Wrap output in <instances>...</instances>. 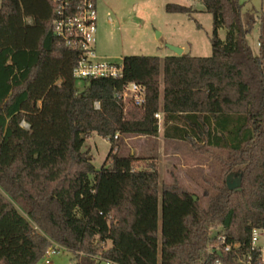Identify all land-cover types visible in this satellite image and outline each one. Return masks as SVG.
<instances>
[{
    "label": "trees",
    "instance_id": "trees-1",
    "mask_svg": "<svg viewBox=\"0 0 264 264\" xmlns=\"http://www.w3.org/2000/svg\"><path fill=\"white\" fill-rule=\"evenodd\" d=\"M201 1L213 19L210 56H124L122 77L79 90L80 51L53 32L55 1L2 0L0 264H37L56 243L77 264H263L251 238L264 229V15L255 54L244 3ZM131 81L146 88L140 106L123 96ZM157 112L166 138L202 155L230 150L206 206L178 181L161 183L156 156L117 152L121 134L157 136ZM93 133L111 142L100 169L84 149ZM235 168L239 190L225 181Z\"/></svg>",
    "mask_w": 264,
    "mask_h": 264
},
{
    "label": "rangeland",
    "instance_id": "rangeland-1",
    "mask_svg": "<svg viewBox=\"0 0 264 264\" xmlns=\"http://www.w3.org/2000/svg\"><path fill=\"white\" fill-rule=\"evenodd\" d=\"M243 12H253L256 24L247 35L248 43L255 54L259 53L260 23L264 15V0H240ZM2 0H0L1 6ZM168 3L191 6L194 12L170 13ZM98 32L96 51L102 60L120 62L128 55H158L163 57L173 50L170 45L184 46V53L192 56L212 54V14L205 11L201 0H98ZM200 24V27H198ZM226 30H219L224 39ZM79 90L89 85L85 79H76ZM162 113H160L161 120ZM129 138V139H126ZM117 152L140 156H156L161 183L178 181L189 190L202 206L216 192L222 182V161L230 158L228 149H213L211 155L197 152L188 141H172L160 135L121 134L116 139ZM84 149H90L93 164L100 169L111 149V142L97 133L86 140ZM232 172L239 173L235 168ZM226 181V177H225ZM59 246L58 251L45 254L37 264H77L75 255ZM216 245V243L214 244ZM259 245L263 250L264 237ZM48 260V262H47ZM101 264H114L102 262Z\"/></svg>",
    "mask_w": 264,
    "mask_h": 264
},
{
    "label": "built area",
    "instance_id": "built-area-1",
    "mask_svg": "<svg viewBox=\"0 0 264 264\" xmlns=\"http://www.w3.org/2000/svg\"><path fill=\"white\" fill-rule=\"evenodd\" d=\"M56 3L55 16L52 19V29L66 46L80 51V60L74 69V76L79 79H92L102 77L118 78L123 76V58L120 62L102 60L96 51L97 32H98V0H54ZM123 96L128 98L134 105L140 106L146 100V88L138 82H128L124 86ZM99 107V103H96ZM156 118H160V113H155ZM264 237V229L254 228L252 231L251 244L259 247V241ZM225 236L218 237L219 244L225 243ZM237 246V244H234ZM231 244H225L224 250L228 251ZM59 246L48 249L50 252L58 251ZM263 264L264 259L262 256ZM48 262V260H47ZM247 264L251 263L248 256ZM101 264V263H100ZM215 264H222L216 260Z\"/></svg>",
    "mask_w": 264,
    "mask_h": 264
},
{
    "label": "water",
    "instance_id": "water-1",
    "mask_svg": "<svg viewBox=\"0 0 264 264\" xmlns=\"http://www.w3.org/2000/svg\"><path fill=\"white\" fill-rule=\"evenodd\" d=\"M169 48H171L173 50V52L175 53V55H181L183 53V48L179 47V46H174V45H168ZM226 184L227 187L231 190H239L241 188V184H242V174L241 173H235V172H230L227 176H226ZM194 200H197L196 196H193ZM221 252L218 251V254H220Z\"/></svg>",
    "mask_w": 264,
    "mask_h": 264
},
{
    "label": "crops",
    "instance_id": "crops-1",
    "mask_svg": "<svg viewBox=\"0 0 264 264\" xmlns=\"http://www.w3.org/2000/svg\"><path fill=\"white\" fill-rule=\"evenodd\" d=\"M28 21H30V19H28ZM182 48H183V53H184V50H185L184 46H182ZM183 53H182V54H183ZM169 55H175V53L172 51L171 53L166 54V55H164L163 57H165V56H169ZM163 57H162V58H163ZM160 113H161V112H160ZM160 135L162 136L163 139H166V140H172V141H175V140H177V141H183V140L176 139V138H166V137L164 136V119H163V114H162L161 120H159V131H158V137H159ZM126 139H129V138H126ZM130 154L138 155V154H135L133 151H131ZM262 256H263V254H262ZM263 259H264V258H263Z\"/></svg>",
    "mask_w": 264,
    "mask_h": 264
}]
</instances>
